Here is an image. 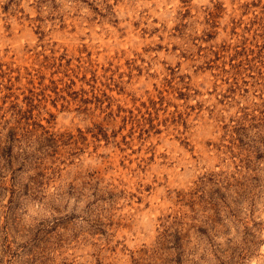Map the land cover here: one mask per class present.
I'll use <instances>...</instances> for the list:
<instances>
[{
    "label": "rangeland",
    "instance_id": "374dc122",
    "mask_svg": "<svg viewBox=\"0 0 264 264\" xmlns=\"http://www.w3.org/2000/svg\"><path fill=\"white\" fill-rule=\"evenodd\" d=\"M0 264H264V0H0Z\"/></svg>",
    "mask_w": 264,
    "mask_h": 264
}]
</instances>
